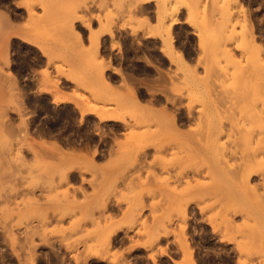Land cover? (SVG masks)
<instances>
[{"label": "rangeland", "instance_id": "rangeland-1", "mask_svg": "<svg viewBox=\"0 0 264 264\" xmlns=\"http://www.w3.org/2000/svg\"><path fill=\"white\" fill-rule=\"evenodd\" d=\"M235 1L0 0V264H76L78 260L84 264H116L117 261L153 264L151 255L156 264H178L183 262V257L175 244V234L162 236L157 241H153L152 236L164 233V228L179 234L180 212L185 211L195 264L208 261L207 264H238L240 260L248 262L247 258L252 264H258L260 257H264V0ZM241 11L248 16L252 25L245 24L252 33L247 26V29L242 27ZM169 25L174 39V64L166 59L163 52L168 48L163 47L159 37ZM92 32L99 37L98 57L97 53H90L93 46L89 45L88 36ZM90 54L98 59L97 64L102 65L100 60L110 61L112 67L120 69L126 77L109 69L102 70L103 66L96 63L97 67L92 68L96 59L91 63ZM146 62L158 66L157 70ZM135 65L145 69L148 76L137 77ZM100 75L110 83L111 89L103 87ZM127 76L133 79L129 89L123 86ZM56 97L68 102H56ZM136 97L143 104L151 100L160 102L153 106L155 112L169 109V113L176 115L178 128L171 133L162 114H149L147 119L149 122L152 119L153 132L156 127L161 131L160 135L156 131L151 136L153 141H159L151 142L163 147L167 155L156 154V162L153 161L156 171L145 168L141 173L144 183L138 184V180L132 178L133 171L126 168L132 146L125 149L129 153L122 150L118 153L115 147L116 154H120L117 158L115 152L113 156L100 152L107 142L112 143L110 136L115 132L123 142L125 127L82 114L92 106L102 115H122L120 118L132 123V115L135 119L138 110ZM188 111H193L201 121L196 118L189 124L179 121L178 125L176 119L184 117ZM163 127L169 132H164ZM100 131L104 135L99 140L94 133ZM58 137L77 140L75 146H82L83 141L86 143L88 137H93L94 145H98L93 164L61 158L49 147L51 143L58 144ZM219 142L223 144L218 147ZM78 147L75 148L79 150ZM219 148L226 152L220 153ZM122 152L129 156H123ZM152 152L146 162H152ZM160 155L169 161L164 164ZM61 168L65 172L67 168L70 170L65 175L68 178H64ZM147 171L153 174L149 179ZM176 177L182 184L174 182ZM184 179L191 182L189 187L195 184L197 187L185 189ZM167 186L172 190L167 191ZM140 196L144 198L141 197V204ZM182 198L184 203H181ZM185 198L190 200L186 199L185 203ZM137 211L139 216H136ZM100 213L112 215L118 229L113 238L114 247L108 252L102 249L106 251L102 255L97 242L104 233L100 231L102 226L107 223ZM228 223L231 224L228 226ZM32 229L37 230L35 235ZM241 248L247 250L241 251ZM76 255L80 258L77 262L73 261L78 258Z\"/></svg>", "mask_w": 264, "mask_h": 264}, {"label": "bare ground", "instance_id": "bare-ground-1", "mask_svg": "<svg viewBox=\"0 0 264 264\" xmlns=\"http://www.w3.org/2000/svg\"><path fill=\"white\" fill-rule=\"evenodd\" d=\"M235 1V0H234ZM141 2V1H140ZM144 2V1H143ZM143 2H141V3H143ZM146 2V1H145ZM236 2V1H235ZM140 5V4H139ZM141 7V6H140ZM143 7V6H142ZM146 7V6H145ZM135 8V7H134ZM137 8H139L138 7V5H137ZM138 10H141V8L140 9H138ZM175 10V9H174ZM173 10V11H174ZM241 10L244 12V10H245V8H241ZM166 11V10H165ZM241 11V12H242ZM139 12H141V11H139ZM144 12V11H143ZM167 12V11H166ZM226 12V11H225ZM243 12H242V14H243ZM247 12V11H246ZM246 12H244V14H247ZM171 14H173V12L171 13ZM243 14V28L245 29H247V24H245V23H248V25H249V22H248V20H249V18H248V16L247 15H244ZM246 17H247V19H246ZM173 18V17H172ZM226 18V17H225ZM229 18V17H228ZM231 19V18H230ZM172 21H173V23L174 22H177V20L176 19H171ZM170 20V21H171ZM229 20V19H228ZM83 21V20H82ZM161 21H163V20H161ZM160 21V23H162ZM226 21V20H225ZM86 22V21H85ZM88 23H86V25H87ZM171 24H172V22H171ZM225 25H227L228 24V22L227 23H224ZM89 25V24H88ZM87 25V26H88ZM158 25V24H157ZM159 25H161V24H159ZM250 25H252V24H250ZM249 25V26H250ZM247 26V27H246ZM159 27V26H158ZM166 27V28H165ZM164 28V33L165 34H159V37H160V39H161V41H162V43L164 44V48L165 47H167L168 48V51H166L165 49H164V55H165V57H166V59L170 62V63H173L174 64V62H173V54H174V46H173V38H172V36H171V33H170V25L169 26H165ZM168 27V28H167ZM226 27V26H225ZM252 27V26H251ZM89 28V27H88ZM102 28H103V26H102ZM155 29V28H154ZM248 29H250L249 27H248ZM103 30V29H102ZM105 30V29H104ZM103 30V31H104ZM90 31H92V30H90ZM94 31V30H93ZM157 31V30H156ZM160 31V30H159ZM162 31V30H161ZM160 31V32H161ZM247 31H249V30H247ZM96 32V31H95ZM106 32V31H105ZM104 32V33H105ZM108 32V31H107ZM250 32L252 33V31H251V29H250ZM90 33V32H89ZM93 33V32H92ZM92 33H91V35L89 34V36L88 37H90V39H89V45H91V46H93V49L92 48H90L91 49V51H90V53H94L93 55H95L97 52H98V50H99V48H98V45H99V42H98V38L99 37H96L97 35L95 34V33H93V35H92ZM98 33V32H97ZM101 33H102V31H101ZM109 33V32H108ZM103 34V33H102ZM155 34V33H154ZM107 35V34H106ZM151 35V34H150ZM156 35H158V33L156 34ZM100 36V35H99ZM153 36H155V35H153ZM166 48V49H167ZM89 49V50H90ZM163 50V49H162ZM94 51V52H93ZM96 51V52H95ZM91 56L90 57H92V59L90 58V60H91V63L93 62V61H95V59H96V61L95 62H93V65H91V67L93 68L94 66H96L95 65V63L97 62L98 63V59L97 58H93V55L92 54H90ZM175 55H177V54H175ZM96 57H98V53H97V55H96ZM179 58L181 59V57L179 56ZM183 58V57H182ZM93 60V61H92ZM147 60V59H146ZM185 60H187V59H185ZM145 61V60H144ZM148 61V60H147ZM180 61H182V60H180ZM103 62H105V61H103ZM103 62H101V60H100V63L102 64V65H100V64H97V66L99 65L100 67L101 66H103V69L102 70H105V69H109V70H111L114 74H116V75H120V76H122V75H124L125 77H126V75L125 74H122V71L120 70V69H117V68H113L112 67V64L110 63V61H107V62H105V64L103 63ZM184 62V61H183ZM148 65H149V67L151 68H153V69H155V70H157V67L156 66H154V65H152L150 62H146ZM184 64H186L185 62H184ZM96 66V67H97ZM181 66V68H182V65H180ZM185 66V65H184ZM95 67V68H96ZM185 67H187V66H185ZM189 67V66H188ZM191 67V66H190ZM102 68V67H101ZM101 68H100V70H101ZM133 68V67H132ZM135 70H134V73L137 75V77L139 76V75H141V74H147L146 73V70L145 69H143V68H140V66H136L135 65ZM183 69H185V68H183ZM187 69H188V71H189V69L190 68H186V71H187ZM96 69H94L93 71H95ZM102 70L100 71V74H102L101 72H102ZM189 72H192V71H189ZM188 72V73H189ZM160 74H162L163 75V73H160ZM159 74V75H160ZM130 75V74H129ZM150 75V74H149ZM101 77V80H99L100 81V83H102L103 84V87H106L107 89H111V85H110V83L107 81V80H105L104 78H103V76L102 75H100ZM144 76V75H143ZM147 76H148V74H147ZM147 76H146V78H147ZM142 77V76H141ZM160 77H161V75H160ZM163 77H164V75H163ZM162 77V78H163ZM99 78V79H100ZM146 78H144V79H142V80H146ZM149 78V77H148ZM69 80V79H68ZM137 80V79H136ZM139 80V79H138ZM137 80V81H138ZM156 80H158V79H156ZM155 80V81H156ZM124 82H123V86H125L126 88H128L129 89V87H128V85L130 84V82H133V79L132 78H130V77H128L127 76V79H124L123 80ZM148 81V80H147ZM73 82V81H72ZM136 82V81H135ZM157 82V81H156ZM158 82H159V80H158ZM132 84V83H131ZM101 86V85H100ZM122 86V87H123ZM131 90V89H130ZM153 90V89H152ZM105 91H107V90H105ZM154 91V90H153ZM108 92V91H107ZM109 92H111V91H109ZM112 92H113V90H112ZM133 93V92H132ZM110 94V93H109ZM122 97V96H121ZM56 98H58V97H56ZM120 98V97H119ZM139 98V97H138ZM169 99V98H168ZM172 100V99H171ZM54 101V100H53ZM118 101H122V100H118ZM136 103V105L138 106L137 108H138V112L137 111H135L136 112V117H135V119L133 118V115H132V119H133V122L132 123H127L123 118H120V117H117V116H113V115H102V113L100 114V112L99 111H97L96 110V107L94 108H91L90 106H88L87 104H86V106H88L87 107V109H85L83 112H82V114H90V115H93L94 117H96V118H98V121L99 122H118L119 123V125L121 124V125H123L124 127H125V129L127 130V131H125V134H124V137L123 138H125V140H123V142L122 141H120L118 138H117V136H116V132L114 133V134H112V136L113 137H111L110 135V138L112 139V143H108L107 142V144L105 145V148H104V150H100V152H101V154L103 155V153L105 152V155H107V156H113L114 155V150H115V147L117 148V149H119V151H117L118 153L120 152V150H122L123 152H126V147H128V145L131 147L132 146V153H131V157L130 158H128V159H126L127 160V162H126V168H130L133 172H132V178L135 180H138L137 182H136V184H138V182H143V179H141V173H143V172H145V171H143L145 168H147V169H150V168H154L153 167V164L156 162V161H154V159L157 157V155L158 154H164V151H165V149H163V147H160V145L159 146H157V145H155V144H153L152 142H151V140L153 141V139H151V136L154 134V132L156 133V131H157V129L159 130V128H157L156 127V131H154L153 132V128L152 127H154V126H152V122H151V120H150V122L148 121V116H149V114L152 116L153 115V113H157V111L155 112V109H154V105L155 104H158V103H160V102H155L156 100H154V102H153V100H151L152 102L150 103V101H148L147 102V104L145 103V104H143L141 101H140V99H137V97H136V99L134 100ZM56 102H60V103H64V102H68V99L66 100V99H61V98H58L57 100H56ZM119 103V102H118ZM89 105H90V103H89ZM121 104H119V106H120ZM123 105H124V103L121 105L122 107H123ZM135 105V106H136ZM154 106V107H153ZM125 107V106H124ZM86 108V107H85ZM106 108L107 107H105V110H106ZM161 108V107H160ZM190 108V107H189ZM102 109H104V107L102 108L101 107V110ZM118 109H121V107H118ZM117 108H116V110H118ZM123 109V108H122ZM110 110V109H109ZM167 110H169V109H167ZM165 108H161L158 112L160 113V116H161V114H162V116L165 118V121H166V123L168 124V125H166L167 127L169 126L170 127V131H171V133H172V130L175 132V131H178L177 129V125L175 124V117H176V115L173 113H169L170 111H167ZM220 110V109H219ZM110 111H112L113 112V110H110ZM109 111V112H110ZM175 111V110H174ZM107 112H108V110H107ZM107 112H105V113H107ZM172 112H173V110H172ZM193 112V111H192ZM192 112H187L186 114H184L183 116L184 117H182L181 115V117L182 118H177L176 119V122H177V124L179 123V121H182V123L183 122H185V123H188L189 124V122L190 121H192V120H194V119H196L197 117L194 115V114H192ZM222 112V111H221ZM119 113V112H118ZM159 113H157L158 115H159ZM201 113V112H200ZM218 114H219V112H217ZM63 114V113H62ZM104 114V113H103ZM120 114V113H119ZM122 114V113H121ZM126 114V113H125ZM134 114V113H133ZM177 114V113H176ZM203 114V113H202ZM221 114H223V113H221ZM155 115V114H154ZM201 115V114H200ZM124 116V115H123ZM150 116V117H151ZM157 116V115H156ZM223 116V115H222ZM159 117V116H158ZM203 117V116H202ZM219 117H221V115L219 116ZM66 118V117H65ZM156 118V117H155ZM204 118V117H203ZM217 118H218V116H217ZM217 118H216V120H217ZM222 118V117H221ZM158 119H160V118H158ZM198 120H199V117L197 118ZM208 119V118H207ZM211 119V118H210ZM210 119L208 120V121H210ZM232 119V118H231ZM237 119V118H236ZM236 119H235V117H234V121H236ZM154 121V120H153ZM158 121V120H157ZM199 121H201V120H199ZM206 121V120H205ZM212 121V120H211ZM217 121H219V118H218V120ZM238 121V120H237ZM129 122V121H128ZM131 122V121H130ZM195 122V121H194ZM193 122V123H194ZM197 122V121H196ZM203 122H204V119H203ZM213 122V121H212ZM222 122V121H221ZM59 123V122H58ZM155 123H157V122H155ZM160 123H161V121H160ZM159 123V124H160ZM205 123V122H204ZM203 123V125L205 126L206 124H204ZM208 123H210V122H208ZM216 123V122H215ZM230 123V122H229ZM151 124V125H150ZM180 124H181V122H180ZM180 124H178V125H180ZM218 124V123H217ZM217 124H216V126H217ZM235 124L237 125V123L235 122ZM155 125V124H154ZM161 125V124H160ZM211 125V124H210ZM213 125H214V123H213ZM239 125V124H238ZM59 126V125H58ZM122 126V127H123ZM159 126V125H158ZM202 126V125H201ZM204 126H202L203 128H205ZM212 126V125H211ZM216 126H215V128H216ZM231 127H235V125L234 126H231ZM57 128V127H56ZM161 128V127H160ZM164 128L165 127H163V131L164 132H166L165 130H164ZM181 128V127H180ZM214 128V127H213ZM212 128V129H213ZM219 128V127H218ZM55 129V128H54ZM59 129V128H58ZM97 129H99V128H97ZM166 129V128H165ZM168 129V128H167ZM201 129L202 128H200V132H201ZM101 130V129H100ZM169 130V129H168ZM192 130V129H191ZM194 130V129H193ZM196 130V129H195ZM203 130V129H202ZM205 130V129H204ZM214 130V129H213ZM103 131V130H102ZM112 131V130H111ZM162 131V132H163ZM184 131V130H183ZM189 131V130H188ZM212 131V130H211ZM224 131V130H223ZM234 131V130H233ZM232 131V132H233ZM237 131V130H236ZM89 132H90V129H89ZM88 132V133H89ZM104 132V131H103ZM158 132V131H157ZM163 132V133H164ZM167 132H169V131H167ZM173 132V133H174ZM187 132V131H186ZM196 132V131H195ZM197 132H199V130L197 131ZM81 133H83V132H81ZM85 133V132H84ZM87 133V134H88ZM106 133V132H105ZM112 133V132H111ZM110 133V134H111ZM160 133H161V131L160 132H158V134L160 135ZM177 133V132H176ZM176 133H174V134H176ZM182 133V132H181ZM217 134L219 133V132H216ZM44 134V133H43ZM79 134V133H78ZM91 134H93V133H91ZM158 134H156V135H158ZM166 134V133H165ZM164 134V135H165ZM184 134V133H183ZM183 134H182V136H183ZM198 134V133H197ZM204 134V133H203ZM223 134V133H222ZM238 134V133H237ZM98 136V138H99V140H100V138H101V136L103 137V133L100 131L99 133H94V136ZM108 135V134H107ZM118 135V134H117ZM123 135V134H122ZM155 135V136H156ZM163 135V134H162ZM167 135V134H166ZM179 135V134H178ZM185 135V134H184ZM189 135H191L190 133H189ZM193 135H196V134H194V132H193ZM198 135H200V133L198 134ZM205 135V134H204ZM212 135H213V133H212ZM219 135H220V133H219ZM78 136V135H77ZM89 136V135H88ZM91 136V135H90ZM95 136V137H96ZM170 136H171V134H170ZM173 136V135H172ZM180 136V135H179ZM186 136H188L187 135V133H186ZM234 136H235V134H234ZM67 137V136H66ZM83 137H86V136H83ZM157 137V136H156ZM162 137V136H161ZM176 137V136H175ZM190 137V136H189ZM187 138V139H191V138ZM218 137V136H217ZM220 137V136H219ZM237 137V136H236ZM59 138V137H58ZM158 138V137H157ZM177 138V137H176ZM78 139V138H77ZM83 139V138H82ZM159 139H160V137H159ZM210 139H212V138H210ZM214 139V138H213ZM216 139V138H215ZM214 139V140H215ZM59 141H58V144H57V142L56 143H51V145L49 144V147H51L53 150H55V151H57L59 154H60V156H61V158H65V159H70V160H77V159H80V161L81 160H83V161H86V162H89L90 164H93V156L95 155V153H96V151H97V146H95L94 145V142H95V139L92 137H88L87 138V141H86V143H88V144H86L85 143V141H83L84 143H83V145L81 146V145H78L79 147H80V149H79V147L76 145L75 146V143H74V141L73 140H71V139H69V138H59L58 139ZM79 140V139H78ZM80 140H81V137H80ZM156 139H154V143L156 142V141H159L158 139L155 141ZM192 140V139H191ZM190 140V141H191ZM217 140V139H216ZM234 140H236V139H234ZM233 140V141H234ZM77 141V140H76ZM75 141V142H76ZM233 141H232V143H233ZM106 142V141H105ZM161 142V141H160ZM194 142V141H193ZM77 143V142H76ZM81 143V142H80ZM169 143V142H168ZM158 144H159V142H158ZM167 144V143H166ZM195 145H198L197 143H194ZM211 144H214L213 143V140H211ZM217 144V143H216ZM220 144H223V143H220L219 142V144H218V147H219V145ZM234 144V143H233ZM90 145V146H89ZM173 145V144H172ZM175 145V144H174ZM200 145V144H199ZM48 146V145H47ZM92 146V147H91ZM162 146V145H161ZM170 146V145H169ZM191 146V145H190ZM221 146V145H220ZM75 147H78V149L79 150H77V148H75ZM90 147V148H89ZM99 147H101V146H99ZM98 147V148H99ZM192 147V146H191ZM197 147V146H196ZM212 147H213V145H212ZM224 147V146H223ZM223 147L221 148V149H223ZM235 147H237L236 145H235ZM239 147V146H238ZM237 147V148H238ZM85 150H84V149ZM165 148V147H164ZM176 148V147H175ZM201 148H203V146H201ZM227 148V147H226ZM232 148H233V146H232ZM128 149H130V148H128ZM171 149V148H170ZM169 149V150H170ZM173 147H172V152L175 154V151H173ZM183 149V148H182ZM189 149V148H188ZM192 149V148H191ZM220 149V148H219ZM220 149V150H221ZM229 149V148H228ZM239 150H241L240 149V147L238 148ZM84 150V152H82ZM153 152H152V151ZM164 150V151H163ZM232 150V149H231ZM230 150V151H231ZM238 150V151H239ZM152 153H154L153 154V156H152V162H146L145 160H147V158L149 157V156H151L150 155V153L151 152ZM179 151V150H178ZM103 152V153H102ZM122 152V153H123ZM128 152V151H127ZM126 152V153H127ZM163 152V153H162ZM167 152H168V150H167ZM184 152V151H183ZM183 152H181V153H183ZM219 152V151H218ZM223 153V152H226V151H220V153ZM232 152V151H231ZM234 152H235V150H234ZM234 152H232V153H234ZM237 152V151H236ZM129 153V152H128ZM165 153H166V151H165ZM172 153V154H173ZM187 153H188V151H187ZM241 153V152H240ZM115 154H116V152H115ZM157 154V155H156ZM171 154V153H170ZM180 153H178V155H179ZM185 154H186V150H185ZM225 154V153H224ZM230 154V153H229ZM118 155H120V154H118ZM117 154H116V158H117V156H118ZM123 156H125L126 154L125 153H123L122 154ZM155 155H156V157H155ZM165 156L167 155V154H164ZM162 156V155H160V157H162V159H161V161H166V160H163L164 158H165V156ZM175 155H177V154H175ZM222 155V154H221ZM220 155V156H221ZM234 155V154H233ZM126 156H129V154L128 155H126ZM125 156V157H126ZM219 156V157H220ZM230 156V155H229ZM122 157V156H121ZM124 157V158H125ZM164 157V158H163ZM174 157H176V156H173V158ZM232 157V156H231ZM150 158V157H149ZM171 158H172V155H171ZM170 158V159H171ZM221 158H223L222 156H221ZM40 159V158H39ZM123 159V158H122ZM159 159V160H160ZM228 159H229V157H228ZM227 159V160H228ZM119 160V159H118ZM174 160H175V158H174ZM222 160V159H221ZM120 161H121V159H120ZM153 161H154V163H153ZM169 161V158L167 159V161L166 162H168ZM170 161H172V160H170ZM245 161V160H244ZM249 161V160H248ZM157 162H159V161H157ZM166 162L164 163V164H166ZM184 162V161H183ZM246 162V161H245ZM77 163V162H76ZM122 163V162H121ZM189 163V162H188ZM191 163V162H190ZM247 163H249V162H247ZM70 164V163H69ZM72 164V163H71ZM79 164V163H78ZM125 165V163H124V159H123V163H122V165ZM171 164V163H170ZM183 164V163H182ZM225 164H226V162H225ZM27 165V164H26ZM25 165V166H26ZM123 165V166H124ZM155 165V164H154ZM159 165H160V163H159ZM172 165V164H171ZM174 165V164H173ZM186 165H188V164H186ZM72 166V165H71ZM88 166V165H87ZM184 166H185V164H184ZM196 167H197V165H195ZM222 166V165H221ZM231 166V165H230ZM240 166V165H239ZM248 166H249V164H248ZM86 167V166H85ZM163 167V166H162ZM165 167H167V166H165ZM164 167V168H165ZM172 168H173V166H171ZM180 167H182V166H180ZM186 167V166H185ZM199 167V166H198ZM219 167V166H218ZM227 167H228V164H227ZM69 168V167H68ZM67 168V169H68ZM74 168H76V166L74 167ZM73 168V169H74ZM125 168V167H124ZM158 169H159V167H157ZM187 168V167H186ZM189 168V167H188ZM191 168H192V166H191ZM200 168V167H199ZM220 168V167H219ZM230 168V167H229ZM231 168H233V167H231ZM247 167H245V168H243L244 170L246 169ZM61 169H63V168H61ZM60 169V170H61ZM66 169V172L64 171V169H63V171L65 172L64 173V178L66 179V178H68V177H65V175H68L67 174V171H70L69 169L67 170ZM71 169V168H70ZM78 169H80V168H78ZM85 169H87V168H85ZM119 169V168H118ZM121 169V168H120ZM169 169V168H168ZM167 169V170H168ZM184 169V168H183ZM182 169V170H183ZM222 169V168H221ZM76 170V169H75ZM92 170H93V168H92ZM153 170H155V168L153 169ZM179 170H180V168H179ZM188 170V169H187ZM191 170V169H190ZM189 170V171H190ZM199 170V169H198ZM241 170V169H240ZM120 171V170H119ZM123 171V170H122ZM127 171V170H126ZM128 171H129V169H128ZM143 171V172H142ZM156 171V170H155ZM162 171H163V169H162ZM169 171V170H168ZM181 171V170H180ZM183 171H186V169H184ZM182 171V172H183ZM193 171V170H192ZM125 172V171H124ZM244 172V171H243ZM246 172V171H245ZM123 173V172H122ZM128 172H126V174H127ZM180 173V172H179ZM184 173V172H183ZM192 173H194V172H192ZM196 173V172H195ZM131 174V173H130ZM129 174V175H130ZM153 176V174L150 172V171H147L146 172V176L148 177V176ZM196 175V174H195ZM245 175V174H244ZM248 175V174H247ZM252 175V174H251ZM131 176V175H130ZM168 176H170V174H168ZM175 176H176V174H175ZM174 176V177H175ZM178 176V175H177ZM179 176H181V175H179ZM249 176V175H248ZM171 177H173V176H171ZM250 177V176H249ZM76 178V177H75ZM127 178V177H126ZM165 177H163V179H164ZM246 178H248V177H246ZM62 179V178H61ZM128 179V178H127ZM148 179H149V177H148ZM187 179V178H186ZM77 180V179H76ZM150 180H151V182H152V180L154 181V178H150ZM169 180V179H168ZM168 180H166V181H168ZM175 180V179H174ZM180 180V179H179ZM178 179H177V177H176V180L174 181V182H180ZM183 180V179H182ZM181 180V181H182ZM190 180V179H189ZM61 181V180H60ZM66 181V180H65ZM83 181V180H82ZM111 181V180H110ZM113 181H115L114 179H113ZM119 181V180H118ZM117 181V182H118ZM144 181H145V179H144ZM147 181V180H146ZM158 181V180H157ZM165 181V180H164ZM173 181V180H172ZM172 181L170 180V182L172 183ZM192 181V180H191ZM195 181H197V180H195ZM69 181H67V183H68ZM169 182V183H170ZM183 182V181H182ZM182 182H180V184H182ZM184 182H185V179H184ZM192 182H194V181H192ZM134 184H135V182H133ZM144 183V182H143ZM147 183H148V181H147ZM149 183H150V181H149ZM154 183H156V181L154 182ZM162 183V182H161ZM168 183V182H167ZM187 183V184H186ZM189 183H191V182H189L188 180H186V182H185V184H186V186H185V189H186V187L188 186V184ZM194 183H196V182H194ZM199 183V182H198ZM112 184V183H111ZM136 184L134 185V186H136ZM142 184V183H141ZM157 184H158V182H157ZM180 184H179V186H180ZM193 184V183H192ZM49 185V184H48ZM54 185V184H53ZM52 185V186H53ZM126 185V184H125ZM129 185L130 186H132L131 185V183H129ZM129 185L127 186V187H129ZM144 185V184H143ZM146 185H148V184H146ZM151 185V184H150ZM176 185V184H175ZM191 184H189V186H190ZM199 185V184H198ZM44 186H46L45 184H44ZM164 186H165V183H164ZM188 186V187H189ZM48 187V186H47ZM46 187V188H47ZM55 187V186H54ZM53 187V188H54ZM144 186H142V188H143ZM154 187V186H153ZM157 187V186H156ZM168 188H169V186H167ZM191 187H193V186H191ZM191 187H189L190 189H194V188H196L197 187V185L195 184V186L193 187V188H191ZM133 188V187H132ZM131 188V189H132ZM139 188H141L140 186H139ZM144 188H146V186L144 187ZM150 188V187H149ZM165 188V187H164ZM168 188H165L167 191L168 190H170V188L168 189ZM30 189H32V188H30ZM136 189V188H135ZM134 189V190H135ZM152 189V188H151ZM160 189H163V188H160ZM180 189H182V188H180ZM74 190V189H73ZM76 190V189H75ZM77 190H78V192H79V189L77 188ZM76 190V191H77ZM128 190V189H127ZM138 192H140L138 189H136ZM146 190V189H145ZM171 190H172V188H171ZM187 190H188V188H187ZM30 191V190H29ZM68 191V190H67ZM81 191V190H80ZM130 191V190H129ZM132 191V190H131ZM136 191V192H137ZM144 191V190H143ZM149 190H147L146 192H148ZM152 191V190H151ZM183 191H186V190H183ZM190 191V190H189ZM32 192H33V190H32ZM51 192H53V190L51 191ZM133 192H135V191H133ZM138 192L137 193H135L136 195L138 194ZM141 192H142V189H141ZM140 192V193H141ZM153 192H154V190H153ZM173 191H171V193H172ZM175 192V191H174ZM28 193V192H27ZM34 193V192H33ZM55 193V192H54ZM67 192H65V194H66ZM69 193V192H68ZM177 193V192H176ZM182 193V192H181ZM185 193H188V191H186ZM70 194V193H69ZM69 194H67V195H69ZM145 194V193H144ZM148 194V193H147ZM174 194V193H173ZM178 194H180V193H178ZM50 195V194H49ZM52 195V194H51ZM50 195V196H51ZM72 195V194H71ZM70 195V196H71ZM135 195V196H136ZM182 195V197L184 196L183 194H181ZM49 196V197H50ZM134 196V197H135ZM139 196V195H138ZM148 196V195H147ZM150 196H151V194H150ZM187 196V195H186ZM25 197V196H24ZM24 197H23V199H24ZM33 197V196H32ZM67 197V196H66ZM87 197V196H86ZM142 196H140L139 198H138V200H139V203L141 204V201H142V198H141ZM190 197V196H189ZM26 198V197H25ZM33 198H35V197H33ZM67 198H69V196L67 197ZM75 198V197H74ZM73 198V199H74ZM136 198V197H135ZM50 199V198H49ZM137 199V198H136ZM144 199V198H143ZM186 199H188V198H185V203H186ZM26 200V199H25ZM28 200V199H27ZM29 200H31V199H29ZM69 200H71V197H70V199ZM137 200V201H138ZM182 200V202L181 203H184L183 202V198L181 199ZM190 199H188V201H189ZM72 201V200H71ZM71 201H68L69 203L71 202ZM74 201H75V199H74ZM73 201V202H74ZM137 201H136V204H138L137 203ZM24 202V201H23ZM65 202H66V200H65ZM73 202H71L70 204H72ZM29 203V202H28ZM34 203V202H33ZM105 203V202H104ZM135 203V202H134ZM68 204V203H67ZM153 205H154V203H152ZM189 204V203H188ZM74 205H75V203H74ZM105 205V204H104ZM103 205V206H104ZM153 205H151V206H153ZM70 206H72V205H70ZM99 206V205H98ZM102 206V205H101ZM102 206V207H103ZM118 206V205H117ZM144 206V205H143ZM110 207V206H109ZM70 208H72V207H70ZM74 208V207H73ZM96 208H98V207H96ZM100 208V207H99ZM105 208V207H104ZM103 208V209H104ZM120 208V207H119ZM136 208H138V207H136ZM143 208V207H142ZM153 208V207H152ZM180 208V207H179ZM184 209V207H181V209ZM75 209V208H74ZM110 209V208H109ZM116 210H117V207L115 208ZM140 210L139 211H141L142 209L141 208H139ZM99 210V209H98ZM119 210V209H118ZM102 211V210H101ZM110 211H112V208L110 209ZM139 211H137V214H136V216L138 215L139 216ZM181 211V210H180ZM182 211H184V210H182ZM73 212V211H72ZM106 212V211H105ZM113 212V211H112ZM112 212H110V213H112ZM186 212V211H185ZM183 213V212H180L181 213V222H182V224H180L179 226H180V231H179V234L177 235L176 233H174L173 231H170V230H168V228H164V231H163V229H162V231L164 232V233H160V234H162V235H160L159 234V232L155 235L154 233V237L152 236V239H153V241H157L160 237H167V236H169L170 234H175V240L177 239V243L175 242V244L177 245V248H178V250H179V252L182 254V260H183V262H181V263H178V264H195V261L196 260H194V248H193V246H192V243H190V241L189 240H191V239H189V236H187L188 234V230H187V214L186 213ZM109 213V212H108ZM115 214H116V211L114 212ZM182 213H183V215H182ZM101 214V213H100ZM105 214V213H104ZM103 213L100 215L101 217H103V215H104ZM115 214H113V215H115ZM118 214V213H117ZM187 216H186V215ZM235 213H233V215H234ZM237 214V213H236ZM235 214V215H236ZM108 215V214H107ZM135 215V214H134ZM99 216V217H100ZM105 216V215H104ZM111 216L112 215H108V216H105L104 218H102V219H104V223L106 222L107 224H104V226H102L103 228L100 230V231H104V233L102 234V236L100 237L99 235H101V233H99V235H97V236H99L100 237V239H98L99 240V242H97V243H99V246H101L100 248H101V250L102 249H104V250H106L107 252H108V250L115 244L114 243V241H113V238L116 236V231L118 230L117 229V227H116V224H114L112 221L115 219H113V218H111ZM117 216V215H116ZM115 216V217H116ZM84 218V217H83ZM156 218V217H155ZM113 219V220H112ZM103 221V220H102ZM101 221V222H102ZM75 223V222H74ZM92 223H94V221L92 222ZM98 224V223H97ZM135 224V223H134ZM231 224V223H230ZM229 223L227 224L228 226L230 225ZM78 225V224H77ZM100 225H102L101 223H100ZM95 226V225H94ZM98 226V225H97ZM119 226V225H118ZM234 226V225H233ZM232 226V227H233ZM96 227V226H95ZM100 227V226H99ZM162 228V226H159V228ZM235 227V226H234ZM128 228H130V227H128ZM128 228H126V229H128ZM236 228V227H235ZM98 229V228H97ZM100 229V228H99ZM131 229V228H130ZM133 229V228H132ZM29 230V229H28ZM33 230V229H32ZM34 231V230H33ZM36 232H37V230H35ZM35 231L33 232V234L35 235ZM99 231V232H100ZM128 231V230H127ZM152 231V230H151ZM150 231V232H151ZM214 231V230H213ZM155 232V231H154ZM27 233V232H26ZM30 233V232H29ZM31 234H32V232H31ZM31 234H29V235H31ZM44 234V233H43ZM39 235V234H38ZM32 236V235H31ZM151 236V235H150ZM149 237V236H148ZM177 237H179V238H177ZM27 238H30V237H27ZM46 238V237H45ZM117 238V237H116ZM122 238V237H121ZM43 239V238H42ZM178 239H179V241H178ZM30 240V239H29ZM32 240V239H31ZM30 240V241H31ZM151 240V239H150ZM94 241V240H93ZM43 242H44V240H43ZM116 242V241H115ZM29 243V242H28ZM46 243V242H45ZM114 243V244H113ZM117 243V242H116ZM153 243H156V242H153ZM118 244V243H117ZM121 244V243H120ZM86 245V244H85ZM94 245L96 246V243H94ZM98 245V244H97ZM122 245V244H121ZM31 247V246H30ZM94 247V246H93ZM97 247V246H96ZM95 247V248H96ZM114 247V246H113ZM151 246H149V248H150ZM70 248V247H69ZM98 248V247H97ZM96 248V249H97ZM152 248V247H151ZM33 249V248H32ZM31 249V250H32ZM67 249H68V247H67ZM74 249H75V247H74ZM88 249H91V248H88ZM129 249H131L130 247H129ZM237 249L238 250H240V247L238 248L237 247ZM73 250V249H72ZM100 250V249H99ZM100 250V251H101ZM242 250H247V249H242L241 248V251ZM90 251V250H89ZM103 251V250H102ZM100 252L101 253V255H102V253L104 254L105 252L103 251V252ZM110 251V250H109ZM126 251V250H125ZM241 251H239L240 253H241ZM31 253H32V251H30ZM161 252H165V251H161ZM245 252V251H244ZM248 251H246L245 253H247ZM250 252V251H249ZM89 253V252H88ZM95 253H96V255H97V252L95 251ZM99 253V252H98ZM82 254H84V253H82ZM90 254H92V251H91V253ZM94 254V253H93ZM118 254H121V253H118ZM32 255V254H31ZM96 255H94V256H96ZM252 255V254H251ZM254 255V254H253ZM57 256V255H56ZM55 256V257H56ZM77 257H78V255H76ZM75 256V257H76ZM84 256H85V254H84ZM116 256H117V254H116ZM122 256V255H121ZM246 256V255H245ZM82 257V256H81ZM99 258H100V255L98 256ZM103 258H104V256H102ZM102 257H101V259L100 260H103L102 259ZM115 257V256H114ZM119 257V256H118ZM83 258V257H82ZM87 258H89V257H87ZM96 259H97V257H95ZM113 258V257H112ZM185 258V259H184ZM262 258V259H261ZM76 259V260H75ZM78 259H80L79 257L78 258H73V261H76L77 262V260ZM118 259V258H117ZM151 259H152V261H153V264H156V262H155V258H154V256L153 255H151ZM187 259V260H186ZM246 259V258H245ZM122 260V259H121ZM120 260V261H121ZM124 260V259H123ZM185 260V261H184ZM239 260V259H238ZM247 260H248V262H244L245 260H242V262H241V260H240V262H238V264H241V263H243V264H252L251 262V259H249V258H247ZM253 260V259H252ZM58 261V260H57ZM117 261V260H116ZM116 261H114V262H116ZM29 262V261H28ZM30 262H32L31 260H30ZM82 262V264H84L83 263V261H81ZM80 262V260H78V262L77 263H81ZM88 262V261H87ZM33 263V262H32ZM76 263V264H77ZM112 263H113V261H112ZM121 264L122 262H116V264ZM125 263V262H124ZM207 263H209V261L207 262ZM206 263V264H207ZM258 264H264V257H260V259L258 260V262H257ZM126 264V263H125ZM130 264V263H129ZM175 264V263H174ZM203 264V263H202ZM204 264H205V262H204ZM253 264H255L254 262H253Z\"/></svg>", "mask_w": 264, "mask_h": 264}]
</instances>
